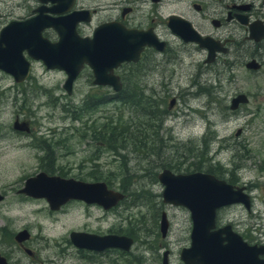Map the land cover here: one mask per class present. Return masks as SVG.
Returning a JSON list of instances; mask_svg holds the SVG:
<instances>
[{"label":"rangeland","instance_id":"rangeland-1","mask_svg":"<svg viewBox=\"0 0 264 264\" xmlns=\"http://www.w3.org/2000/svg\"><path fill=\"white\" fill-rule=\"evenodd\" d=\"M148 1L140 0L137 11L150 14L155 5ZM253 2L264 7V0ZM104 16L100 14L93 24ZM244 28L228 24L227 34L232 33L235 41L228 52L209 64L203 62L201 49L190 44L182 46L177 35L165 26L159 29L169 44L165 53L147 49L132 68L122 64L119 71L133 73L134 80L148 94L162 97L168 109L156 133L147 131H153L150 136L159 141L154 154L143 158L125 149L127 177L119 175L124 164L115 149L98 143L91 134L106 116L117 115L116 103L108 99L84 114L80 110L79 118L72 117L75 107L90 101L89 95L102 98L112 94L111 86L92 82L89 67L74 79L70 93L63 87L66 73L45 68L41 62H33L22 82L0 69V193L4 194L0 201V235L4 229L0 249L9 248L10 243L3 239L26 229V246L35 253L30 257L15 248L13 258H18L19 264H161L164 251H168V264H183L179 252L190 244V214L183 206L163 202V185L157 178L164 168L161 162L171 164L165 168L175 173L191 172V162H200V171L207 172L212 166L219 169L213 170L217 176L244 184L251 198L250 210L240 203L224 206L217 211V224L231 223L248 243L264 242V69L253 72L244 65L250 56L248 49L253 50L249 46L252 43L241 39L248 34ZM198 69L203 71L198 74ZM239 92L248 100L231 110L230 98ZM123 110L125 117L131 114L139 119L124 106ZM16 117L29 121L30 130L14 129ZM238 128L241 131L236 134ZM34 135L51 143L58 152L55 173L50 174L104 181L109 189L121 192L119 182L125 180L130 190L123 192L124 199L108 212L99 205L76 200L51 210L45 198L19 193L17 189L23 187L25 179L43 170L41 162L47 163L37 156L44 150L34 144ZM204 145L208 151L201 155ZM175 164L181 169H175ZM163 210L169 221L164 237L159 230ZM72 230L129 232L134 241L129 251L117 248L82 256L69 240ZM5 231L13 234L5 235Z\"/></svg>","mask_w":264,"mask_h":264},{"label":"water","instance_id":"water-1","mask_svg":"<svg viewBox=\"0 0 264 264\" xmlns=\"http://www.w3.org/2000/svg\"><path fill=\"white\" fill-rule=\"evenodd\" d=\"M47 9L60 13L70 9L73 0H51ZM67 6L60 8V4ZM249 3L240 5L245 9ZM43 9V8H42ZM41 10V9H40ZM89 14V10H72L66 15H47L41 21L39 15L28 21H11L0 31V69L11 74L16 81L24 80L30 72L31 62L23 54L34 59H41L47 68H58L66 73L63 87L70 93L74 79L87 64L93 71L95 84L111 85L119 90L122 81L114 69L124 61H137L142 56L145 46L163 50L166 45L151 28L141 29L126 27L118 21H105L95 27L92 35L82 36L75 27L77 21ZM238 19L247 24V37L259 39L264 36V21L254 19L248 21L247 15H239ZM183 23L181 28L176 25ZM169 27L185 41H195L208 49L207 60L214 56L218 42L208 35H201L189 21L176 15H170ZM52 26L58 34L56 40H49L41 34V28ZM20 28V32L18 31ZM224 51L227 46L222 48ZM248 69H257L260 63L250 58L244 63ZM247 95L239 92L231 97L230 107L247 101ZM172 101L169 105H171ZM12 126L19 130H29L27 120L15 118ZM237 129L236 134L240 132ZM163 185L162 199L165 203L185 207L190 214V244L180 249L179 257L184 264H264V244H249L233 230L231 224L217 227L218 209L242 204L250 210L251 198L245 185H235L214 174L194 171L175 173L164 168L157 174ZM19 193L45 198L51 210H57L69 200H81L85 204H96L104 210L116 206L124 199L123 192L109 189L104 181L88 182L73 177L48 175L39 171L24 181ZM2 196L0 195V200ZM168 221L165 213L160 221V231L165 236ZM29 232L20 230L17 241L27 240ZM69 239L77 248L91 251H102L107 248H120L129 251L133 238L121 234H96L86 231L72 230ZM167 252L163 253V263L167 264ZM0 264H7L0 256Z\"/></svg>","mask_w":264,"mask_h":264},{"label":"flooded vegetation","instance_id":"flooded-vegetation-1","mask_svg":"<svg viewBox=\"0 0 264 264\" xmlns=\"http://www.w3.org/2000/svg\"><path fill=\"white\" fill-rule=\"evenodd\" d=\"M139 1L140 0H110V1L109 0H73L70 6V9H66L65 11L57 13V12H52L50 9H47L53 4L51 0H12L11 5L9 4L5 5L4 4L5 0H0V31L4 26L9 24L11 21H16V22L28 21L29 19L36 17L37 15H39V18H41V21H43L46 19L47 15L49 16L66 15L68 14V12L72 10L87 9L89 10V14L87 13L86 16L84 15L83 18L77 21L75 24L77 32L82 36L92 35L95 27L98 26L100 23H103L105 21H118L122 23L123 25H125L126 27H137L141 29L151 28L152 31L155 32V34L160 39H164L162 38V35L159 32V29L165 26L167 29L171 31L168 20H169L170 15H176L178 17H182L186 19L187 21H189L192 27L196 29L201 35H204V36L208 35L212 39L218 42L219 46L216 48L214 52V56L210 60H207L208 49L206 47L199 45V43L195 41H185L178 34L175 33L177 37L180 39L182 46H186V44H190L194 46L196 49H201L202 52H204L203 62L209 64L210 62L218 60L221 54H225L226 52H228L229 45L235 41V37L232 36L233 35L232 33H229V35L227 34V26L229 23H232L233 25L235 23L243 25L245 27L244 29L248 30L247 24L241 22L238 19L239 15L246 14L248 21H252L254 19H260L264 21V7L263 6L259 7L255 5L253 0H250V1H247V0H149V1L144 0V1H148L152 3L153 5H155V9L152 10L150 14H144V13L137 11L138 7L140 6L138 5ZM245 3H249V6L245 9L241 8L240 5H244ZM64 5L67 6L66 3L61 2L60 8H62ZM166 8H169V9L165 13ZM103 13L105 14V16L101 18L99 17L98 21L93 24L95 18L100 16V14H103ZM174 25H176L178 28H181L183 26V23L177 20V23L175 24L174 22ZM18 31L20 32V28H18ZM41 34L43 37L48 38L49 40H52V41L58 38V34L52 26L42 27ZM241 39L243 41L246 40L252 43V45H249V46L250 47L253 46V50L250 51L248 49V51L250 52V56L248 59L255 58L260 63V66L257 69H250V70H252L253 72H261L264 69V36L255 40V39H251L247 37L246 35V36H243ZM165 41H166V45L163 50H157L151 46H145V48L142 51L141 58L145 55L147 49L156 50L158 52L165 53L169 48L168 41L167 40ZM226 46H227V49L224 51L222 48ZM189 52L191 51L189 50ZM23 54L31 62L30 71H31L33 62L38 61V62L43 63L41 59H34L30 57L26 51H23ZM166 59H168V57ZM126 62H130V61L122 62L118 67L114 69V72L119 74L122 82L124 80L123 77L125 76L126 71L124 72H122V70L119 71V68L122 66V64ZM86 66L89 67L87 64H85L83 68H85ZM44 67L47 68L45 64H44ZM89 69L90 71L88 72V74L92 77V82H93L94 74L90 67ZM202 71L203 70L198 69L197 73L200 74ZM22 81L23 80L16 81V82H22ZM111 87L113 88V86ZM122 87H123V83H122L121 88ZM115 91L117 90L113 88L112 93H114ZM171 101L173 102L174 98H172L170 102ZM239 105L240 103L237 105V107L231 108L230 102H229V108L231 110L237 109ZM16 118H19V117H16ZM29 130H30V125H29ZM32 138H33L32 141L37 146V148L44 150L41 153L37 152V156L40 158V160L42 159L43 161H47V163L45 164L44 162H41L42 167H43L42 171L47 173L48 175H58L61 177H66L64 176L63 173L50 174V173H55L53 171V167L55 164L54 158H56L58 154L56 150H53L51 143L49 144L46 140L40 139L36 135H34ZM58 141L59 140H54L52 142L59 144ZM51 169L53 172H50ZM203 172H206V171H203ZM207 173H210V172H207ZM211 174H214V173L211 172ZM214 175L218 178H222V177L217 176L216 174ZM83 181H86V180H83ZM95 181H100V180H94V181L89 180L88 182H95ZM226 181L229 182L228 180ZM231 184H235V183H231ZM235 185H238V184H235ZM19 189L20 187L17 190ZM0 195L2 196L1 198L2 200L4 198V194L0 193ZM69 201H74V200H69ZM76 201H78L79 203H84L81 200H76ZM67 202L65 204H67ZM86 205H92V204H86ZM114 207L116 206H113L108 210L111 211L112 209H114ZM163 213H165L166 215V212L164 210L161 211L160 220H159V230H160V221H161V217ZM166 218H167V215H166ZM216 225L217 227H220V226H223L224 224L218 225L216 223ZM168 227H169V221H168L166 234L168 232ZM3 230L4 229H2L1 231L2 233L0 236H2ZM19 231H17L14 234L11 232L13 234L12 238L9 237L6 240L3 239L4 242L10 243L8 250L4 251L0 249V256L5 259L7 264H19L18 258H13V252L15 251V248H17V250L19 249L22 250L26 255L30 257H32L35 253L32 249L26 246V240H23L21 242L16 240V235ZM5 232H6L5 235H9V233L7 234V231ZM11 233L10 235H12ZM96 234L103 235V234H119V233H113L111 231H108L105 233H96ZM120 234L126 235L122 233ZM160 234L162 235L161 231H160ZM249 244L260 245V244H264V242L249 243ZM77 249H79L78 253L84 256L85 254L88 255L89 252H93V254H95V253H99V252H103V251L111 250V249H117V248H107L102 251H91V250L82 249V248H77ZM164 252H167L166 258H167V264H168V251H164ZM260 257L264 258V254L260 255ZM162 263H163V254H162L161 264Z\"/></svg>","mask_w":264,"mask_h":264},{"label":"trees","instance_id":"trees-1","mask_svg":"<svg viewBox=\"0 0 264 264\" xmlns=\"http://www.w3.org/2000/svg\"><path fill=\"white\" fill-rule=\"evenodd\" d=\"M140 61L141 60L139 59L137 61H130L126 63L131 67L132 65L138 64ZM133 76V73L126 71V74L123 77L125 84H123L121 89L115 91L107 97L104 96L102 98H99L97 95H89L90 101L83 102L81 106L75 107L72 113L73 118H79L81 116L80 110H83L82 113L84 114L87 112V110H92L94 107L103 103L104 101L112 99L114 103H116L117 108L114 111V114L117 115H115V117L111 115L106 116V119L102 121L99 126H96L91 130V134L95 137L98 143L106 144L108 149L114 148L115 150H113L115 151L116 155L118 154V156L121 157L123 164L125 162V149L127 147L143 158L146 155L154 154V148L158 146L159 141L150 135L154 134V132L156 133L157 129L160 128L165 114L168 112L167 107L164 105V99L160 96H153L151 93L148 94L145 91L146 88L141 86L140 83L138 84V82L134 80ZM123 106L128 111L137 114L139 119L131 114H129L128 117H125L123 113ZM150 129L154 132H147ZM207 151L208 148L204 145L201 155H204ZM191 163V172L200 171V162ZM160 164L164 168L171 167V164L167 162H161ZM215 166L217 168L221 167L219 162H216ZM181 167L182 166H178V164L177 166L176 164L174 166V168L177 170H180ZM189 168L190 167L186 168V170L190 171ZM127 169L124 164V169L120 170V172L123 171V173H120L119 175L123 174L124 177H127ZM213 170L219 169L208 166L207 172L214 173ZM229 182L232 183L231 180H229ZM119 184V187L123 192L130 190L129 183H126L125 180H121ZM131 194H133V192ZM127 235L133 236L129 232H127Z\"/></svg>","mask_w":264,"mask_h":264},{"label":"bare ground","instance_id":"bare-ground-1","mask_svg":"<svg viewBox=\"0 0 264 264\" xmlns=\"http://www.w3.org/2000/svg\"><path fill=\"white\" fill-rule=\"evenodd\" d=\"M128 236V235H127Z\"/></svg>","mask_w":264,"mask_h":264}]
</instances>
